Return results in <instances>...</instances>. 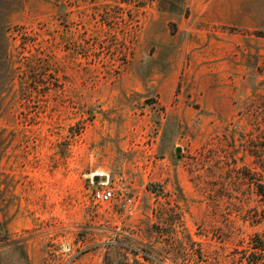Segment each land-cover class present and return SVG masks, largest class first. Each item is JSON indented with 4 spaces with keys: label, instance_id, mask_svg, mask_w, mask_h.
Returning <instances> with one entry per match:
<instances>
[{
    "label": "rangeland",
    "instance_id": "374dc122",
    "mask_svg": "<svg viewBox=\"0 0 264 264\" xmlns=\"http://www.w3.org/2000/svg\"><path fill=\"white\" fill-rule=\"evenodd\" d=\"M261 160L264 0H0V264H249Z\"/></svg>",
    "mask_w": 264,
    "mask_h": 264
},
{
    "label": "trees",
    "instance_id": "16d2710c",
    "mask_svg": "<svg viewBox=\"0 0 264 264\" xmlns=\"http://www.w3.org/2000/svg\"><path fill=\"white\" fill-rule=\"evenodd\" d=\"M258 165L264 170V160L258 161ZM256 194L260 201L264 204V182L261 179H255ZM259 218V215H256ZM252 258L248 256L249 264H264V237L256 236L251 244Z\"/></svg>",
    "mask_w": 264,
    "mask_h": 264
},
{
    "label": "built area",
    "instance_id": "2783aa9c",
    "mask_svg": "<svg viewBox=\"0 0 264 264\" xmlns=\"http://www.w3.org/2000/svg\"><path fill=\"white\" fill-rule=\"evenodd\" d=\"M101 186L96 187L92 192L93 200L96 203H107L113 199L119 197L120 206L123 208H130L133 206V198L130 196H125L124 194H116L113 186L106 187L104 183L101 182Z\"/></svg>",
    "mask_w": 264,
    "mask_h": 264
},
{
    "label": "water",
    "instance_id": "95a60500",
    "mask_svg": "<svg viewBox=\"0 0 264 264\" xmlns=\"http://www.w3.org/2000/svg\"><path fill=\"white\" fill-rule=\"evenodd\" d=\"M180 151H181V148H177V153L179 154L180 153ZM179 157H180V154L178 155ZM100 179L101 180H105L106 178L105 177H101L100 175H98V174H96V175H94V180L96 181V182H98V181H100Z\"/></svg>",
    "mask_w": 264,
    "mask_h": 264
}]
</instances>
